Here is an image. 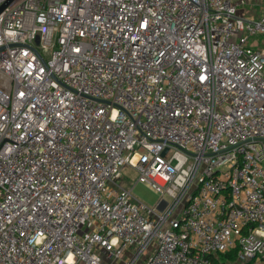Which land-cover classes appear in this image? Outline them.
<instances>
[{
  "label": "built area",
  "instance_id": "built-area-1",
  "mask_svg": "<svg viewBox=\"0 0 264 264\" xmlns=\"http://www.w3.org/2000/svg\"><path fill=\"white\" fill-rule=\"evenodd\" d=\"M246 2L0 0V264H264V12Z\"/></svg>",
  "mask_w": 264,
  "mask_h": 264
},
{
  "label": "rangeland",
  "instance_id": "rangeland-1",
  "mask_svg": "<svg viewBox=\"0 0 264 264\" xmlns=\"http://www.w3.org/2000/svg\"><path fill=\"white\" fill-rule=\"evenodd\" d=\"M247 2L241 6L240 12L243 11L246 16L251 18L259 16L262 12H264V0H259L257 2L246 0ZM241 32H239V35ZM237 37H232V40H236ZM259 43H264V34H259L254 37ZM117 183L131 189L132 194L141 200L142 202L153 206L159 200L160 195L153 188H151L148 184L137 182L136 172L129 166H123L120 168V175L117 178ZM243 261H236V264H244ZM82 264V263H78Z\"/></svg>",
  "mask_w": 264,
  "mask_h": 264
},
{
  "label": "trees",
  "instance_id": "trees-1",
  "mask_svg": "<svg viewBox=\"0 0 264 264\" xmlns=\"http://www.w3.org/2000/svg\"><path fill=\"white\" fill-rule=\"evenodd\" d=\"M211 264H236L237 253L236 250H229L224 253L218 252L217 254L210 255ZM244 264H250L245 262Z\"/></svg>",
  "mask_w": 264,
  "mask_h": 264
},
{
  "label": "water",
  "instance_id": "water-1",
  "mask_svg": "<svg viewBox=\"0 0 264 264\" xmlns=\"http://www.w3.org/2000/svg\"><path fill=\"white\" fill-rule=\"evenodd\" d=\"M5 4L0 6V11L4 8Z\"/></svg>",
  "mask_w": 264,
  "mask_h": 264
}]
</instances>
